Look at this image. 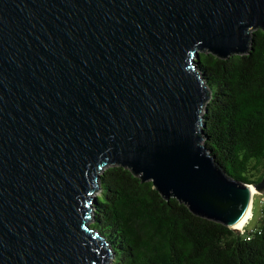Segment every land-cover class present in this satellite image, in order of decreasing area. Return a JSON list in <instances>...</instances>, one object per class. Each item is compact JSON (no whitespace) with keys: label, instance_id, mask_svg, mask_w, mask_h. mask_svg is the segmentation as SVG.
Masks as SVG:
<instances>
[{"label":"water","instance_id":"water-1","mask_svg":"<svg viewBox=\"0 0 264 264\" xmlns=\"http://www.w3.org/2000/svg\"><path fill=\"white\" fill-rule=\"evenodd\" d=\"M264 30V0H0V264H107L90 227L105 166L233 228L255 185L202 143L199 51Z\"/></svg>","mask_w":264,"mask_h":264},{"label":"trees","instance_id":"trees-1","mask_svg":"<svg viewBox=\"0 0 264 264\" xmlns=\"http://www.w3.org/2000/svg\"><path fill=\"white\" fill-rule=\"evenodd\" d=\"M226 59L199 51L207 101L202 143L225 175L255 185L264 175V30ZM90 227L110 245L109 264H264V210L254 229L234 232L164 200L150 181L108 165L99 175Z\"/></svg>","mask_w":264,"mask_h":264},{"label":"rangeland","instance_id":"rangeland-1","mask_svg":"<svg viewBox=\"0 0 264 264\" xmlns=\"http://www.w3.org/2000/svg\"><path fill=\"white\" fill-rule=\"evenodd\" d=\"M99 192V191H98ZM98 192H96L95 196L98 195ZM263 201V204H262ZM251 217L248 220V223L246 224L247 229H254L258 225V220L262 214V211L264 210V195L255 194L252 197V204H251ZM243 229L241 231H237L242 233ZM111 260V259H110ZM109 264V262H107Z\"/></svg>","mask_w":264,"mask_h":264},{"label":"bare ground","instance_id":"bare-ground-1","mask_svg":"<svg viewBox=\"0 0 264 264\" xmlns=\"http://www.w3.org/2000/svg\"><path fill=\"white\" fill-rule=\"evenodd\" d=\"M251 193H252V197L257 194V192L251 188ZM251 217V209H249L246 213V215L244 216V218L239 222L237 223L235 226H233V228L241 231L245 226L246 224L248 223V220L250 219Z\"/></svg>","mask_w":264,"mask_h":264},{"label":"built area","instance_id":"built-area-1","mask_svg":"<svg viewBox=\"0 0 264 264\" xmlns=\"http://www.w3.org/2000/svg\"><path fill=\"white\" fill-rule=\"evenodd\" d=\"M262 204H263V201H262ZM243 232V231H242Z\"/></svg>","mask_w":264,"mask_h":264}]
</instances>
